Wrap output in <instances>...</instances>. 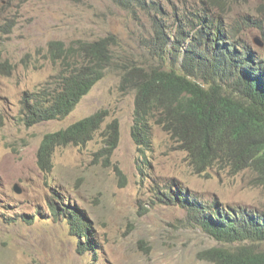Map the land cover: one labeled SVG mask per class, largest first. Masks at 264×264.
Masks as SVG:
<instances>
[{"label":"rangeland","instance_id":"rangeland-1","mask_svg":"<svg viewBox=\"0 0 264 264\" xmlns=\"http://www.w3.org/2000/svg\"><path fill=\"white\" fill-rule=\"evenodd\" d=\"M146 1L164 10L174 31L176 16L201 6L197 0ZM262 6L264 0H237L219 11L233 23L259 16ZM243 33L260 49L254 43L262 39L257 30ZM110 35L119 42L116 65L159 63L150 51L152 16L144 11H127L110 0H0V264H214L202 254L223 244L189 225L181 204L161 202L162 193L264 209V187L255 186L250 171L232 175L216 166L197 174L187 152L154 122L152 151L141 152L132 137L136 94L121 91V74L114 68L67 118L32 128L22 123L25 93L40 90L62 69L50 58L49 44ZM166 65H172L170 59ZM102 110L109 116L95 139L86 147L59 148L53 173H43L37 159L43 138ZM115 120L121 137L108 164L103 154L96 155L105 147V128ZM52 206H59L61 215ZM68 206L90 221L94 251L80 254L86 240L73 235L69 216L62 215Z\"/></svg>","mask_w":264,"mask_h":264},{"label":"trees","instance_id":"trees-1","mask_svg":"<svg viewBox=\"0 0 264 264\" xmlns=\"http://www.w3.org/2000/svg\"><path fill=\"white\" fill-rule=\"evenodd\" d=\"M110 1L127 11L152 16L155 37L150 51L159 63L116 65L119 42L113 35L69 46L53 41L49 44L50 58L62 69L40 90L25 93L22 123L32 128L67 118L114 68L121 74V91L136 94L132 137L141 152L152 151L154 122L187 152L197 174L216 166L232 175L250 171L255 186L264 187V47L256 50L242 38L244 31L257 30L264 40V6L259 16L228 23L219 10L237 0H197L200 7L176 16L174 31L163 17L164 10L153 2ZM108 116L102 110L67 129L48 133L38 150L39 169L53 173L57 150L86 147L102 131ZM103 137L105 147L96 156L103 154L109 164L120 143L118 120L107 125ZM179 195L174 191L162 193L160 200L167 205L181 204L188 212L189 225L223 244L204 252L205 260L214 264H264V209L207 205ZM68 208L64 217L69 216L74 234L87 237L86 215ZM52 211L61 215L59 206H52ZM89 247L94 250L95 241Z\"/></svg>","mask_w":264,"mask_h":264},{"label":"clouds","instance_id":"clouds-1","mask_svg":"<svg viewBox=\"0 0 264 264\" xmlns=\"http://www.w3.org/2000/svg\"><path fill=\"white\" fill-rule=\"evenodd\" d=\"M67 129V128H66ZM44 139V138H43ZM38 159V158H37ZM17 186V185H16ZM180 194V193H179ZM180 196V195H179ZM187 197V196H186ZM76 209H78L77 207H75ZM79 210V209H78ZM79 211H81V210H79ZM81 212H83V211H81ZM85 214V213H84ZM62 215H64V212H63V214ZM87 217V216H86ZM88 219V218H87ZM89 221V220H88ZM89 223H90V221H89ZM88 223V226H89V231H88V233H87V237H84V236H82V237H79L78 235H76V234H74V232H73V230H72V233H73V235L74 236H76V237H78V238H84L85 240H86V244H83V243H80L79 244V252H80V254H85L86 252H88V251H94V250H90V247H89V245H92V243L95 241L94 240V238H92V231H91V225ZM70 225H71V223H70ZM71 229H72V225H71ZM95 244H96V242H95ZM96 247H97V245H96Z\"/></svg>","mask_w":264,"mask_h":264},{"label":"water","instance_id":"water-1","mask_svg":"<svg viewBox=\"0 0 264 264\" xmlns=\"http://www.w3.org/2000/svg\"><path fill=\"white\" fill-rule=\"evenodd\" d=\"M254 43L259 46L260 48L264 47V41L260 38H256L254 40ZM15 191H18L19 193L21 192L20 188L18 186L15 187Z\"/></svg>","mask_w":264,"mask_h":264}]
</instances>
